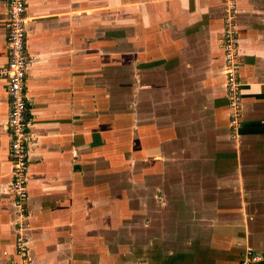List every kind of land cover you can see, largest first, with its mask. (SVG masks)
I'll return each mask as SVG.
<instances>
[{"label":"crops","instance_id":"obj_1","mask_svg":"<svg viewBox=\"0 0 264 264\" xmlns=\"http://www.w3.org/2000/svg\"><path fill=\"white\" fill-rule=\"evenodd\" d=\"M236 3L234 134L221 0L25 1L28 197L21 217L0 79V264L20 223L21 264H264V0Z\"/></svg>","mask_w":264,"mask_h":264},{"label":"built area","instance_id":"obj_2","mask_svg":"<svg viewBox=\"0 0 264 264\" xmlns=\"http://www.w3.org/2000/svg\"><path fill=\"white\" fill-rule=\"evenodd\" d=\"M25 1L7 0V45L9 60L0 65V79L7 80L10 100L8 113V130L10 134V155L12 163L11 191L14 195L13 204L22 217L28 197L27 170L28 152L32 136L29 131L27 101L24 84L26 80L27 57L25 50ZM223 3V32L218 39L224 68L226 89L227 118L231 130L237 133L242 120V84L239 79L240 61L238 47V25L236 21V0H221ZM15 238V250L19 257L18 263H25L28 258V244L24 236L23 224H18ZM263 256L251 250L241 254L239 264H259Z\"/></svg>","mask_w":264,"mask_h":264},{"label":"rangeland","instance_id":"obj_3","mask_svg":"<svg viewBox=\"0 0 264 264\" xmlns=\"http://www.w3.org/2000/svg\"><path fill=\"white\" fill-rule=\"evenodd\" d=\"M237 1V0H236ZM222 2V1H221ZM223 4V3H222ZM237 16V15H236ZM235 134V133H234ZM235 136V135H234Z\"/></svg>","mask_w":264,"mask_h":264}]
</instances>
